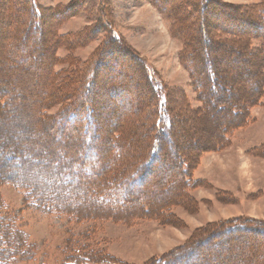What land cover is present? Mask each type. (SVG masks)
<instances>
[{"label":"rangeland","instance_id":"rangeland-1","mask_svg":"<svg viewBox=\"0 0 264 264\" xmlns=\"http://www.w3.org/2000/svg\"><path fill=\"white\" fill-rule=\"evenodd\" d=\"M157 1L169 6L166 7V11L174 14L175 19H168L161 13L160 5L154 4L152 0H35L46 12L45 29L49 33L54 32L65 38L61 42V48L55 52L59 60L55 72H61L58 83L63 85L72 78L82 80L86 73V64L102 47L105 39L113 35L120 37L145 61L148 68L156 73L167 89L166 93L171 102L179 105L181 101L186 100L192 109H201L202 103L192 85L191 74L181 60L186 46V41L182 39L181 34L186 32L188 36L187 29L190 27L195 32H199L200 26L195 21L196 17H192V11L200 10L202 4L197 3L196 0ZM210 1V8L205 11L204 16L207 27L211 31L219 26L224 27L223 22L228 20L226 14L219 12L218 8L222 9V4L243 7L244 14H247L249 18L258 14L256 11L260 4V0ZM22 3L17 1L15 4ZM245 8L248 9L245 10ZM185 18L188 20L185 21ZM0 20L4 21L8 18L0 17ZM96 24V33H92L91 37L86 38V35H80L86 34V30ZM180 25L184 26L186 31L180 30ZM231 27L235 28L236 24ZM241 34L248 35L244 30ZM44 36L47 39V34ZM32 37L36 40L39 36L33 32ZM4 41L0 37V74L3 81L8 83L10 81L8 86L12 93V104L10 107L0 109V134L7 136L3 145L8 138L19 141V144H21L20 141L22 142V145L13 144L7 153L12 158L17 155L21 157L24 155L22 147L28 144H35L34 151L46 153L47 151L38 148L39 143L45 140L56 143L60 148H66L65 140H68L72 133L66 129L57 130L61 123L53 121L62 109V105L54 104L46 112L42 108L50 99L53 102L50 93L54 84L53 81L50 82L48 65L46 62L40 63L48 58L47 52L36 54V59L40 60L37 65L14 70L12 64L19 59L14 54L4 53ZM198 44L202 48L206 47L203 41H198ZM254 45L257 46V43L255 42ZM221 51L219 49V52ZM216 53L217 49L212 48L209 56L214 58ZM114 55L118 56L124 65L126 82L134 91L139 90L143 94L146 92L145 94L150 97L144 78L142 79L136 63L130 59V56L118 52H114ZM225 62L233 88L237 81H240L237 77L240 67L233 61ZM259 64L252 61L251 64L245 65L255 72ZM114 66L115 63L112 67ZM193 66L202 68L199 62H195ZM95 81L96 85L92 87V92H107L100 99L107 107L98 110L102 113L104 110L103 114H106L99 116L98 125L101 128L99 132L101 131L102 138L108 134L109 139L113 136L125 141L129 139L133 149L131 150L128 145L121 147L122 156L126 159L133 150L136 151V148L142 145L141 139H145L144 136L149 130L135 129L134 127L137 126L127 123L128 120L133 122L132 118L128 120L126 118L124 120L126 122L122 123L123 113L131 107L127 106L124 109L118 107L116 113L109 111L118 101H108V98L112 97L109 95L111 92L108 90L109 85L125 82L116 68L101 73ZM246 84L253 88L255 81H247ZM127 101L133 105V99L127 98ZM155 104L153 99L151 108H145L139 117L140 121L154 123L156 117L153 106ZM181 111H184L183 108ZM181 111L177 109L175 114L180 115ZM40 113L46 120L39 121ZM228 116V113L218 116L214 113L209 114L197 124L193 122V115L185 116L183 124L175 127L173 132V138L178 142L179 150L197 151L202 144L219 137L220 129L229 119ZM251 119L246 126L230 133V145L226 149L221 152L211 151L202 156L200 164L193 172L195 187L189 193L194 197L195 202L193 205H187L191 211L184 205L185 203L183 206H174L169 210L173 216L165 218L163 223L152 219L124 222L95 214L93 217L56 214L46 210V207L40 208L36 200H28V192L25 190L17 189L7 182L0 183V197L4 205L1 212L3 224L0 231V264H81L83 262L81 259L84 258H90V261L97 264L106 263L107 260L119 264H149L153 259L165 256L187 244L191 238L209 225L239 217L264 221L260 219L264 210V205L260 204L264 202V99L259 106L252 109ZM43 128L48 132H41ZM136 135L141 138L138 144ZM66 136L69 137L66 138ZM1 144L0 154L3 153ZM36 144L39 145L36 146ZM111 147L112 145L106 146L104 153L111 155L114 151ZM56 154V161L52 166L47 164L49 161L47 158L29 159V163L26 159L25 164L21 166L16 159L5 161L0 156V178L11 176L19 181L28 180L44 185L47 189L52 181L55 182L57 178H60V172L56 170L57 163L66 161L60 151ZM204 159L206 166L203 169L201 164ZM112 165L111 163L110 166ZM170 170L174 171L175 168H166L164 171L157 169V172L167 176L165 173ZM61 180L58 179V181ZM61 182L66 184L69 180ZM146 188L145 184L139 189L141 193H146L152 204L151 207H155V203H162L170 196L176 197L179 191L172 189L161 193L155 188L150 187L148 190ZM74 194L73 191L66 189L65 191L57 190L51 195H55L58 201L64 199L67 203L75 204L82 200V194H78L81 199ZM118 194L122 197V191ZM136 203L138 204V202L133 203L134 208L137 207ZM263 244L264 239L252 236L241 237L234 250H229L227 245L222 250L221 254L227 255L228 258L215 257L218 248L210 246H201L199 256H207V259L211 260L208 264H258L261 261L260 258L253 255L256 252L255 249Z\"/></svg>","mask_w":264,"mask_h":264},{"label":"trees","instance_id":"trees-1","mask_svg":"<svg viewBox=\"0 0 264 264\" xmlns=\"http://www.w3.org/2000/svg\"><path fill=\"white\" fill-rule=\"evenodd\" d=\"M17 1L23 3L15 4ZM152 1L154 4L160 5L161 13L168 19H175L174 14L172 15L166 11V7L169 6L165 3L160 4L157 0ZM196 1L202 4V8L198 11H192V17H196L195 21L200 26V30L195 32L190 27L187 29L189 30L188 36L186 32L181 34L182 39L186 41L181 60L191 74L192 85L202 103V108L199 110L192 109L186 100L185 102L180 100L182 103L179 105L171 102L172 100L168 99L166 93L167 89L160 82L156 73L151 71L145 61L120 37L113 35L105 39L102 47L86 64L87 69L82 80L78 81L72 78L63 85L59 84L58 80L61 72H55L56 66L59 65L55 52L61 48V42L65 38L54 32L49 33L45 29L46 12L35 0H0V7L3 6L0 17L8 18V20H0V37L5 40V44L3 43L4 53L14 54L19 59V61L13 62L12 68L19 70L22 67L37 65L40 60L36 59V54L47 52L48 58L43 59L40 63L46 62L48 65L50 82L53 81L54 84L51 93H49L54 103L50 99L47 105L45 104L42 108L46 112L52 105L61 104L62 109L53 121L61 123L57 130L63 131L66 129L72 133L71 137L66 136V138L69 137L68 140H65L66 148H60L56 143L45 140V142L39 143L40 147L39 144H36V146L47 151L46 153L34 151L35 144H28V146L22 147L24 155L21 157L17 155L14 158L9 156L8 149L13 144L22 145V142L20 141L21 144H19V141L8 138L3 145L7 136L0 134L1 151L3 152L0 156L5 161L16 159L18 165L22 166L25 164L26 159L29 163V159L47 158L49 159L47 164L52 166L55 164L57 151H60L63 158L66 159L62 163H57L56 170L60 172V178H57L55 182L52 181L47 189L44 185H38L28 180L19 181L11 176H3L0 178V183L7 182V184L13 185L17 189L25 190L28 192L27 199L36 200L40 208L46 207L45 209L52 211V213L68 214L74 217H81L82 215L93 217L95 214L101 217L105 215L110 219L124 222L152 219L163 223L165 218L173 216L169 213L172 207L183 206L184 203L186 207L188 204L193 205L195 200L189 192L195 187L193 172L200 164L202 156L211 151L221 152L226 149L230 145V133L246 126L252 120V109L259 106L262 99H264V0H260V4L257 6L256 12L258 14L251 18L244 14L243 7L222 4V9L218 8L219 12L226 14L228 20H222L225 24L224 27L219 26L214 31L208 29L206 17L204 16L205 11L210 8L211 1ZM247 9L245 8V10ZM186 20L188 19L185 18ZM234 24H236V27H231ZM3 26L6 27V30H4L5 27L3 29ZM96 26L97 24L91 25L86 30V34L80 35H86V38L91 37L90 35L96 33ZM179 27L180 30L186 31L184 26L180 25ZM243 30L248 35H242ZM33 32H36L39 36L36 40L32 37ZM45 34L48 36L47 39L44 36ZM80 35L78 36L81 37ZM192 41H195V43H192ZM198 41H203L206 47L203 46L202 48ZM255 42L257 46L254 45ZM212 48L217 49L214 58L209 56V51ZM219 49L222 51L219 52ZM103 50H107L106 53ZM114 52L122 55L128 54L130 59L136 63L142 79L144 78L146 88L149 89L150 97L145 94L146 92L143 94L139 90L134 91L130 84L126 82L124 65L118 59V56L114 55ZM111 54L113 56H110ZM225 61H233L239 64L238 67H240L237 73L240 81H237L236 86L233 88ZM252 61L260 63L258 70L255 72L245 65L251 64ZM195 62H199L202 68L194 67ZM114 63L115 66L112 67ZM115 68L125 82L109 85L108 90L112 92L109 95L112 97H109L108 101L118 100L116 106H111L109 111L115 112L119 108L131 107L123 113L122 123L126 118L127 120L132 118L134 121L128 120L127 123L130 122L133 126H137L134 127L135 129L138 128L140 131L141 129L143 131H145L144 129L149 130L148 134L146 133L144 136L145 139H141L136 135V140L138 139L136 143L138 144L141 140H143V143L139 145V148H136V151L133 150V153L126 159L121 153L123 151L122 145H128L131 148V141L129 139L125 141L114 136V138L109 139L108 134L106 136L103 134L102 138L101 131L99 132V129H101L98 125L99 116L106 114H103L104 110L103 113L98 110L107 107L104 101L100 99L107 92H92V87L96 85L95 80L98 75L112 69L115 70ZM253 80L255 84L252 88L246 82ZM9 83L3 81L2 74H0V109L10 107L12 104ZM127 98L133 99L134 106L127 101ZM153 99L156 103V107L153 106L156 117L154 123H150L153 121H149V123L140 121L139 117L143 114L145 108H151ZM181 108H183V112ZM171 109L173 110L171 111ZM177 109L181 111L180 115L182 114V116L175 114ZM213 113L216 116L225 113L229 115V119L220 129L219 137L206 142V144H200L201 147L197 151H180L179 146H177L178 142L173 138L175 127L182 125L187 115H193V122L197 124V122L204 120L205 117ZM38 118L39 121L46 120L41 113L38 114ZM42 131L48 132L44 128L41 129ZM107 143L110 146L112 145L111 148L114 150L111 155L104 153V149L108 146ZM111 163L112 166H110ZM166 168H175V170L166 172L167 176L157 172V169L164 171ZM58 179L69 180V182L65 184L61 182L62 180L58 181ZM145 184L147 190L152 187L161 193L172 189L179 191L176 197L170 196L162 203H155V207H151L152 204L146 193H141V189H139ZM66 189L73 191L74 195L80 199L81 197L78 194H82V200L70 204L65 202L64 199L58 201L54 197L55 195H51L55 194L57 190L65 191ZM119 191H122V197L119 196ZM134 202H138L136 208L133 206ZM3 207L0 197V231L3 224L1 219ZM247 236L264 239V221L239 217L216 225H209V227L191 238L187 244L165 256L153 259L149 264H208L211 260L207 259V256H199L201 246L217 247L218 251L215 252V257L221 256L225 259L228 258L227 255L221 254L224 247L227 245L229 250H234L237 243L240 242V238ZM259 247L255 249L256 252L253 256L260 258L261 261L258 264H264V244ZM89 259H81L83 261L81 264H97ZM103 264L119 263L107 260Z\"/></svg>","mask_w":264,"mask_h":264},{"label":"crops","instance_id":"crops-1","mask_svg":"<svg viewBox=\"0 0 264 264\" xmlns=\"http://www.w3.org/2000/svg\"><path fill=\"white\" fill-rule=\"evenodd\" d=\"M247 157H249V159L251 158L252 159V157H250V156H247ZM205 159L202 161V168L204 169L205 168ZM262 201V200H261ZM261 205H264V202L262 201L261 203H260ZM260 219H264V210H263V212H262V214H261V216H260Z\"/></svg>","mask_w":264,"mask_h":264}]
</instances>
